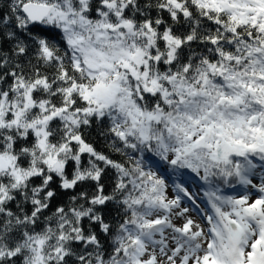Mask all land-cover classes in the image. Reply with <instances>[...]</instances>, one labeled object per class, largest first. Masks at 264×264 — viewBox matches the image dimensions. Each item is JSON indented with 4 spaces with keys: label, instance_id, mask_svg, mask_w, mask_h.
<instances>
[{
    "label": "snow or ice",
    "instance_id": "6c2138e0",
    "mask_svg": "<svg viewBox=\"0 0 264 264\" xmlns=\"http://www.w3.org/2000/svg\"><path fill=\"white\" fill-rule=\"evenodd\" d=\"M0 264H264V0H0Z\"/></svg>",
    "mask_w": 264,
    "mask_h": 264
},
{
    "label": "trees",
    "instance_id": "16d2710c",
    "mask_svg": "<svg viewBox=\"0 0 264 264\" xmlns=\"http://www.w3.org/2000/svg\"><path fill=\"white\" fill-rule=\"evenodd\" d=\"M98 147H100L101 145H97ZM185 179H186V182H187V185L191 188V190L193 192H196V189H199L200 187V184L199 182H197L194 177H192L191 174H187L185 176ZM191 179V180H190ZM195 188V189H194Z\"/></svg>",
    "mask_w": 264,
    "mask_h": 264
},
{
    "label": "rangeland",
    "instance_id": "374dc122",
    "mask_svg": "<svg viewBox=\"0 0 264 264\" xmlns=\"http://www.w3.org/2000/svg\"><path fill=\"white\" fill-rule=\"evenodd\" d=\"M186 180V179H185ZM191 180V179H190ZM195 189V188H194ZM196 191H197V189H196Z\"/></svg>",
    "mask_w": 264,
    "mask_h": 264
}]
</instances>
